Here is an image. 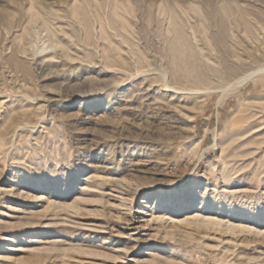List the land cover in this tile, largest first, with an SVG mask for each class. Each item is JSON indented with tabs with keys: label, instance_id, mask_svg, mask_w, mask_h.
Listing matches in <instances>:
<instances>
[{
	"label": "rangeland",
	"instance_id": "obj_1",
	"mask_svg": "<svg viewBox=\"0 0 264 264\" xmlns=\"http://www.w3.org/2000/svg\"><path fill=\"white\" fill-rule=\"evenodd\" d=\"M0 264H264V0H0Z\"/></svg>",
	"mask_w": 264,
	"mask_h": 264
},
{
	"label": "bare ground",
	"instance_id": "obj_2",
	"mask_svg": "<svg viewBox=\"0 0 264 264\" xmlns=\"http://www.w3.org/2000/svg\"><path fill=\"white\" fill-rule=\"evenodd\" d=\"M159 161H160V160H159ZM158 163H160V162H158ZM160 164H161V163H160ZM157 167H158V166H157ZM146 170H147V169H146ZM146 170H145V171H146ZM157 173H158V172H157Z\"/></svg>",
	"mask_w": 264,
	"mask_h": 264
}]
</instances>
